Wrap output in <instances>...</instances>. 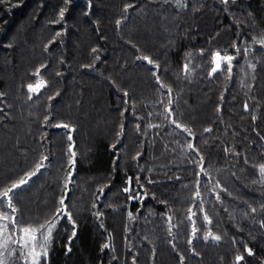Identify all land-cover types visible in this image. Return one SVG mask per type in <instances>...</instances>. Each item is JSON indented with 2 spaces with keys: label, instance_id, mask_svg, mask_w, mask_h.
Instances as JSON below:
<instances>
[{
  "label": "trees",
  "instance_id": "1",
  "mask_svg": "<svg viewBox=\"0 0 264 264\" xmlns=\"http://www.w3.org/2000/svg\"><path fill=\"white\" fill-rule=\"evenodd\" d=\"M262 41L264 0H0V260L264 264Z\"/></svg>",
  "mask_w": 264,
  "mask_h": 264
},
{
  "label": "snow or ice",
  "instance_id": "2",
  "mask_svg": "<svg viewBox=\"0 0 264 264\" xmlns=\"http://www.w3.org/2000/svg\"><path fill=\"white\" fill-rule=\"evenodd\" d=\"M63 10H61L60 15L61 17H63ZM262 43H264V41H262ZM145 59H147V57H145ZM227 59L230 61L232 59V57H227ZM151 63V61H149ZM185 68H187V66H185ZM213 71H215V68L213 69ZM29 90L30 91H34L35 89L33 88L32 85H29ZM67 127V126H65ZM177 128H180L181 125L180 124H176ZM185 131H188V129H184ZM191 147V145H189ZM40 165H37V170L39 169ZM260 172L262 174H264V165L260 166ZM29 175H34V173H30ZM27 181L24 179H21L18 183H15L12 185L11 188L7 189L4 193L3 196L4 197H8V207L11 208L12 212H15V207L11 202V197H10V193H13L14 190L16 188H19L21 185L25 184ZM197 195H199V193H197ZM5 201L4 199H0V208L3 207ZM61 204H63V200L61 201ZM0 220H6L9 221V223H5L0 225V229H2L4 232H7L9 230V228L11 227L12 230L16 229V219L14 216H3L0 217ZM55 227V225H51L48 227L47 229V235L44 234V232L41 230L43 229V226H41V229H30V228H22L20 229V234H21V240L24 241V243L21 245L19 243V241H16V243L18 244V247H20L21 249L23 248H29L30 247V252L28 253V255L31 257V264H39V260L38 257L44 253L46 254V249L48 246V240L51 236V232L52 229ZM215 239H219V237H215ZM4 247L6 248L7 245L5 244ZM37 247L40 248V252H37ZM237 259L239 260L240 257H237ZM0 264H4L3 260H0Z\"/></svg>",
  "mask_w": 264,
  "mask_h": 264
},
{
  "label": "rangeland",
  "instance_id": "3",
  "mask_svg": "<svg viewBox=\"0 0 264 264\" xmlns=\"http://www.w3.org/2000/svg\"><path fill=\"white\" fill-rule=\"evenodd\" d=\"M32 86L35 90H37L41 86V83L39 82V83H36L35 85H32Z\"/></svg>",
  "mask_w": 264,
  "mask_h": 264
}]
</instances>
